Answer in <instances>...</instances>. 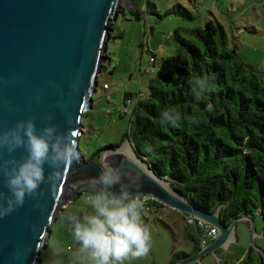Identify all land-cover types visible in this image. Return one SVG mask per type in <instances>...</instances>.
I'll return each instance as SVG.
<instances>
[{
  "label": "water",
  "instance_id": "obj_1",
  "mask_svg": "<svg viewBox=\"0 0 264 264\" xmlns=\"http://www.w3.org/2000/svg\"><path fill=\"white\" fill-rule=\"evenodd\" d=\"M124 1L0 0V132L29 118L37 129L54 123L61 132L75 133L72 139L80 153L79 163L61 170L45 166V175L53 179L41 185L43 195L26 198L23 206L0 218V264H40V250L48 241L49 227L58 212L81 186L86 187L89 178L98 175L104 156L112 164L120 161L115 150L134 156L137 165L130 171L140 174L134 189L142 198L151 197L216 228V237L180 264L200 262L231 239L236 241V224L243 220L250 223L251 238L257 235L254 219L248 215L226 225L219 217V207L209 212L192 205L175 189L174 182L157 175L138 157L129 139L105 150L100 160H84L79 149L82 120L92 107L97 77L106 62L109 24L116 21L119 11H133ZM23 155L22 148L11 154L0 148V163ZM0 190L7 191L2 175ZM256 250L264 264V253Z\"/></svg>",
  "mask_w": 264,
  "mask_h": 264
},
{
  "label": "trees",
  "instance_id": "obj_2",
  "mask_svg": "<svg viewBox=\"0 0 264 264\" xmlns=\"http://www.w3.org/2000/svg\"><path fill=\"white\" fill-rule=\"evenodd\" d=\"M132 17L142 18L136 10ZM174 37L178 38L177 32ZM179 43L149 81L147 95L136 99L121 142L129 139L138 157L157 175L174 182L192 205L209 212L219 207L226 225L241 215H258L264 222V72L245 63L235 47L228 46L225 29L217 21L207 20L202 29L188 30ZM151 60L154 63V55ZM195 76L213 78V90L199 101L190 84ZM124 99L131 101L132 95L125 94ZM206 104L212 105L210 112L205 111ZM166 107L181 114L178 126L158 122ZM189 116L197 117L199 124L187 123ZM146 143L151 152L144 151ZM104 149L89 158L96 159ZM164 206L145 198L144 210ZM183 215L187 223L189 216ZM188 225L191 253L172 252L167 264H180L196 251L194 229ZM238 264L263 262L261 254L249 247Z\"/></svg>",
  "mask_w": 264,
  "mask_h": 264
},
{
  "label": "rangeland",
  "instance_id": "obj_3",
  "mask_svg": "<svg viewBox=\"0 0 264 264\" xmlns=\"http://www.w3.org/2000/svg\"><path fill=\"white\" fill-rule=\"evenodd\" d=\"M147 1L149 5L146 0L124 1L133 11H119L110 26L107 60L97 77L92 107L82 120L79 149L86 161L101 148L122 144L136 99L147 95L149 81L157 74L163 59L175 53L179 39L186 37L188 30L202 29L207 20L219 22L227 34L228 46L235 47L245 63L264 72V0ZM135 10L141 15L140 20L133 19ZM175 32L178 38L174 37ZM152 55L156 59L154 64ZM125 92L132 94L131 101L124 99ZM107 149L110 148L99 151L95 157L102 158ZM81 188L50 225L48 241L40 250V264H89L87 256L78 255V244L62 220L68 212L87 210L83 199L85 187ZM142 218H146L151 233L150 251L143 257L130 258L125 264H167L172 252L191 253L193 242L189 235L192 232L181 212L164 206L143 210ZM254 227L255 233L263 237L252 239L246 226L243 233L238 232L236 241L190 264H238L249 247L264 253V222L258 215L254 217Z\"/></svg>",
  "mask_w": 264,
  "mask_h": 264
},
{
  "label": "clouds",
  "instance_id": "obj_4",
  "mask_svg": "<svg viewBox=\"0 0 264 264\" xmlns=\"http://www.w3.org/2000/svg\"><path fill=\"white\" fill-rule=\"evenodd\" d=\"M212 79H191L195 100L213 90ZM211 110L212 105L206 104L205 111ZM181 121V114L171 107L162 109L158 118L160 124L171 127ZM186 122L197 125L199 119L189 116ZM74 135L67 130L61 132L54 123L37 129L30 118L0 132V148L9 154L22 148L25 153L20 159L0 163L3 187L7 190H0V218L23 206L26 198L43 195L41 185L53 179L45 175V166L58 171L80 162ZM144 151L151 152L152 146L146 143ZM115 154L121 157L118 163H109L104 156L98 175L86 181L83 199L87 210L71 211L62 218L65 229L78 244V255L87 256L89 264H125L130 258L147 255L151 248L150 229L142 218L144 200L134 189L140 174L130 171L137 162L122 150H115Z\"/></svg>",
  "mask_w": 264,
  "mask_h": 264
},
{
  "label": "built area",
  "instance_id": "obj_5",
  "mask_svg": "<svg viewBox=\"0 0 264 264\" xmlns=\"http://www.w3.org/2000/svg\"><path fill=\"white\" fill-rule=\"evenodd\" d=\"M103 88L104 89L107 88L106 85H104ZM125 112H127V109H124V113ZM145 198L147 197H144L142 199L145 201ZM187 223L192 225L194 229L193 231H194L195 239H196V250L203 248L205 245L211 242L217 235L216 228L206 222L188 217Z\"/></svg>",
  "mask_w": 264,
  "mask_h": 264
},
{
  "label": "crops",
  "instance_id": "obj_6",
  "mask_svg": "<svg viewBox=\"0 0 264 264\" xmlns=\"http://www.w3.org/2000/svg\"><path fill=\"white\" fill-rule=\"evenodd\" d=\"M156 62V59H155V61H154V63ZM153 63V64H154ZM125 94H131V93H128V92H125ZM124 94V95H125ZM132 95V94H131ZM254 219V218H253ZM238 224H240L239 226L240 227H238ZM250 225V223H249V221H246V220H243V221H241V222H238L237 224H236V235L238 236V234L240 233H243V230L246 228V226L248 227ZM239 232V233H238ZM255 237H257V238H261V237H263L262 235H260V234H257V235H255ZM233 242V239H231L230 241H229V243L228 244H230V243H232Z\"/></svg>",
  "mask_w": 264,
  "mask_h": 264
},
{
  "label": "flooded vegetation",
  "instance_id": "obj_7",
  "mask_svg": "<svg viewBox=\"0 0 264 264\" xmlns=\"http://www.w3.org/2000/svg\"><path fill=\"white\" fill-rule=\"evenodd\" d=\"M97 158H98V159H97ZM97 158H96L97 160H100V158H99V157H97ZM143 198H144V197H143Z\"/></svg>",
  "mask_w": 264,
  "mask_h": 264
}]
</instances>
